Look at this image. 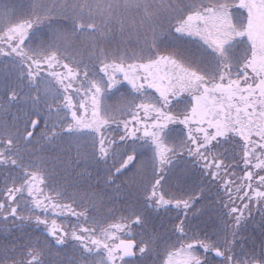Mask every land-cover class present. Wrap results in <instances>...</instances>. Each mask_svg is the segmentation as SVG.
I'll list each match as a JSON object with an SVG mask.
<instances>
[{"label":"snow or ice","instance_id":"snow-or-ice-1","mask_svg":"<svg viewBox=\"0 0 264 264\" xmlns=\"http://www.w3.org/2000/svg\"><path fill=\"white\" fill-rule=\"evenodd\" d=\"M0 113V264H264V0L5 4Z\"/></svg>","mask_w":264,"mask_h":264},{"label":"trees","instance_id":"trees-1","mask_svg":"<svg viewBox=\"0 0 264 264\" xmlns=\"http://www.w3.org/2000/svg\"><path fill=\"white\" fill-rule=\"evenodd\" d=\"M17 12L21 15L23 13ZM5 119H11V114H9L7 117L0 113V122L4 121ZM210 213H207L206 215H209ZM54 219L56 220L57 224L64 223L67 224L66 221H62L61 217L58 214H53L50 216V220ZM257 224H260L262 227H264V218L260 216L259 211H253L251 219L248 221V224L246 227L242 228V234L244 236L243 240L237 241V245L243 244L246 248H257L258 245L262 240H264V235L261 234L260 229L256 227ZM87 226V225H85ZM12 230L7 235L4 236L0 234V245H3L5 243L13 244L16 243L19 246V242L23 241L25 239V235L21 234L20 229L17 226H11ZM27 230H25L26 234ZM210 255V254H209Z\"/></svg>","mask_w":264,"mask_h":264},{"label":"rangeland","instance_id":"rangeland-1","mask_svg":"<svg viewBox=\"0 0 264 264\" xmlns=\"http://www.w3.org/2000/svg\"><path fill=\"white\" fill-rule=\"evenodd\" d=\"M5 4L14 5L16 9L23 14L28 10V0H4L3 3H0V10L4 8ZM212 223H214V221ZM122 238L127 239V237H122ZM151 259L152 257L150 255L146 257V260H151Z\"/></svg>","mask_w":264,"mask_h":264}]
</instances>
